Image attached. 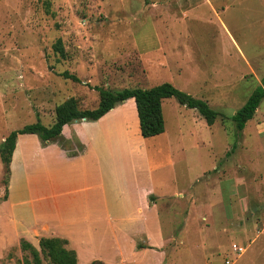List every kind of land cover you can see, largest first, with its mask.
<instances>
[{"label": "rangeland", "instance_id": "rangeland-1", "mask_svg": "<svg viewBox=\"0 0 264 264\" xmlns=\"http://www.w3.org/2000/svg\"><path fill=\"white\" fill-rule=\"evenodd\" d=\"M245 41L264 50V0H0V144L27 125H53L55 108L71 97L81 109L96 108L94 87L117 92L172 83L223 116L209 126L196 110L166 99V131L146 139L134 99L116 114L118 122L123 113L130 125L138 122L134 147L146 141L148 154L125 159L129 176L148 166L158 190L176 194L160 206L167 264H224L234 245L257 253L247 262L248 252L243 264H264V137L255 139L252 124L238 135L231 119L264 80V57L253 58ZM65 71L81 83L61 77ZM261 107L257 120L264 101ZM44 158L38 153L39 166L27 163L32 195ZM146 176L138 178L150 187ZM4 179L0 160V199ZM23 241L41 264H51L17 234L8 206L0 219V264H36ZM108 252L110 264L120 261L117 245Z\"/></svg>", "mask_w": 264, "mask_h": 264}, {"label": "crops", "instance_id": "crops-1", "mask_svg": "<svg viewBox=\"0 0 264 264\" xmlns=\"http://www.w3.org/2000/svg\"><path fill=\"white\" fill-rule=\"evenodd\" d=\"M243 46L252 50L253 58L260 60L264 57V50L251 49L252 44L249 46L246 41ZM262 85L263 82L259 86ZM261 105L243 130L245 133L250 124L254 125L256 140L264 137V112L261 120L256 118ZM122 108L116 107L95 122L66 125L63 139L76 145L75 149L65 148L58 142L42 144L34 134L19 135L12 156L9 195L0 206V219L9 206L17 234L38 249L42 238L66 240V248L77 254V264H92L94 261L110 264L106 254L112 243L120 252V261L113 260L114 264H129L128 258L134 259L130 264H141L135 262L140 256L148 257L146 264H167L160 206L166 202L162 199H170L176 194L160 192L155 185V171L148 166L135 167L129 176L126 157L142 156L148 151L142 146L146 141L133 146L138 141V137L133 136L138 122L136 126L135 123L130 125L129 117L124 113L120 122L117 121L116 114ZM259 150L262 152L261 146ZM38 153L45 155L41 161L45 168L40 187L32 195L27 163H32V158L39 166ZM142 172L151 180L150 187L140 182L138 175ZM102 243L109 250L102 248L104 252L101 253ZM140 244L148 248L138 249ZM248 252L250 255L246 261L251 259L253 262L256 251L246 249L239 264H243Z\"/></svg>", "mask_w": 264, "mask_h": 264}, {"label": "trees", "instance_id": "trees-1", "mask_svg": "<svg viewBox=\"0 0 264 264\" xmlns=\"http://www.w3.org/2000/svg\"><path fill=\"white\" fill-rule=\"evenodd\" d=\"M55 49L63 55V47L60 41L55 45ZM60 76L66 80L81 83L79 77L68 71L63 72ZM93 89L98 91L100 95V101L96 108L81 109L77 99L71 97L55 108V122L53 125L47 127L41 122L27 125L20 130L11 132L9 136L1 142L0 158L5 168V195L0 199V203L8 199L12 156L19 135H38L44 144L48 142L64 141L62 133L66 125L83 121H98L111 110L124 104L129 99H134L135 101L140 123V132L142 137L146 139L159 136L165 132L166 125L163 114V102L166 99L175 98L180 105L188 109L196 110L209 126H212L220 116H223L221 113L212 109L206 101L195 98L168 82L149 89L127 88L117 92L100 87H94ZM263 100L264 81L263 85L257 87L253 91L243 107L231 118L235 123L238 135L244 130L248 121L254 118ZM67 244L68 242L66 240L58 238H42L40 240V248L45 257L50 260L51 264H77V254L74 250H68L66 248ZM22 248L31 250L34 256V262L36 264H41L38 251L30 243L23 241ZM137 248L141 249L148 247L140 244ZM92 264L104 263L101 261H94Z\"/></svg>", "mask_w": 264, "mask_h": 264}, {"label": "built area", "instance_id": "built-area-1", "mask_svg": "<svg viewBox=\"0 0 264 264\" xmlns=\"http://www.w3.org/2000/svg\"><path fill=\"white\" fill-rule=\"evenodd\" d=\"M245 252L246 249L244 247L234 245L231 253L225 258L224 264H234Z\"/></svg>", "mask_w": 264, "mask_h": 264}]
</instances>
